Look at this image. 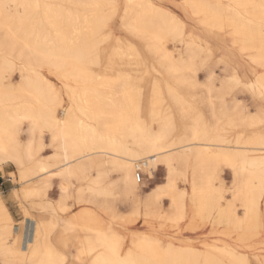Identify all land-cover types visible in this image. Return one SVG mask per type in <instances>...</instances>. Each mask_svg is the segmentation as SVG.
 I'll return each instance as SVG.
<instances>
[{"label":"bare ground","instance_id":"bare-ground-1","mask_svg":"<svg viewBox=\"0 0 264 264\" xmlns=\"http://www.w3.org/2000/svg\"><path fill=\"white\" fill-rule=\"evenodd\" d=\"M187 28L198 30L187 33ZM117 29L124 36L116 40L128 44L134 56L142 54L145 65L160 73L162 84L155 89L152 106L165 100L180 106L178 113L185 122L181 135L169 122L172 116L164 125L155 124L158 110L148 115L150 125L143 119L141 97L127 77L98 74L111 53L105 46L114 40ZM202 36L224 44L223 39L230 37L237 46H226L233 59L226 56L219 62L223 76L200 59L206 50L198 43ZM168 43L175 50L181 47L185 55L178 58ZM43 70L63 81L71 106L63 105ZM16 72L21 77L18 82H14ZM243 89L264 100V0H0V166L11 163L21 169V179L28 180L23 189L26 199L46 197L54 185L59 192L56 205L49 200L40 203V209L54 217L43 226L41 243L30 255L9 239L15 226L0 227V264H63L66 256L58 247L62 239L51 237L60 216L71 209L67 201L74 199L75 178L91 181L87 192L77 193L76 204L88 198L94 205L87 214L80 213L87 215L85 238L80 225H67L77 239L73 258L81 264L202 260L193 250L166 261L161 241L150 236L135 243L130 228L139 227L138 223L149 227L153 221L160 227L185 224L186 231L195 233L214 219L213 229L247 250L263 244L254 238L264 234V129L256 137L228 136L239 127L264 122V107L259 105L244 116ZM191 99L203 111L189 108ZM45 132L55 152L43 158ZM255 145L259 152L250 153ZM30 162L33 166L24 167ZM161 168L164 181L141 198L138 173L156 181ZM227 173L232 175L237 198L229 209L221 205L223 189H210L214 180L223 186ZM112 174L117 178L112 179ZM180 174L190 183L192 203L177 189ZM108 180L112 181L106 184ZM165 199L170 210L163 216ZM119 202L129 203L132 212L121 214ZM238 202L246 211L242 218L237 214ZM0 210L4 212L0 222H10L5 207ZM31 220L25 229L33 226ZM133 242L156 261L134 255ZM215 249L222 257L209 253L204 264H226L224 257L232 264H251L247 252Z\"/></svg>","mask_w":264,"mask_h":264},{"label":"rangeland","instance_id":"rangeland-1","mask_svg":"<svg viewBox=\"0 0 264 264\" xmlns=\"http://www.w3.org/2000/svg\"><path fill=\"white\" fill-rule=\"evenodd\" d=\"M227 4V2H225ZM165 6V5H164ZM196 25V24H195ZM197 26V25H196ZM198 28V27H197ZM196 28V30H198ZM194 28H187V33L194 31ZM124 36V33L119 29L116 30V34L114 35V40L107 46L110 50V55L103 60V65L97 69L98 74H116L123 75L127 77L128 82L131 84V88H134L135 93L141 97L140 102V110L142 113V117L146 122L150 125L152 119H149L148 115L153 110H158V117L154 120L157 125H164L166 122L167 116H172V119L169 121L170 124L175 125L176 134L181 135L183 133L185 122L181 116H179L180 106H176V104L170 102L169 100H165L160 105L153 107L152 99L154 98L156 92L155 89L157 86H160L162 83L160 73L156 71L157 69L149 64L147 66L146 58L142 56H134L132 52L128 48V44L123 43V41H117V37ZM226 41L223 42H214L210 38L206 36H202V38L198 41V43L206 49L200 55V59L203 58V61H206L208 67L210 69H215V71L223 76V65L219 63L221 60L226 61L225 57L228 56L229 59H233V57L229 54V51L226 50V46H233L232 39L230 37L224 38ZM136 40H134L135 42ZM138 43V42H135ZM167 46L170 50H174L175 54L178 58H181L185 55L183 49L178 47L176 50L172 43H168ZM237 47L236 45L233 46ZM236 55L240 56L237 53V50L234 51ZM210 56H209V54ZM246 57V55L244 54ZM206 58V59H205ZM210 59V60H209ZM239 61H243L241 58H236ZM235 59V60H236ZM228 61V60H227ZM218 62V63H216ZM215 64V65H214ZM217 64V65H216ZM111 66L112 68H110ZM44 78L53 82L52 90L58 93L59 98L63 100V105L67 108L69 105L71 106V101L68 98L65 87L63 86V81L53 74H51L47 70H43ZM222 73V74H221ZM13 77H15L14 82H18L20 80V75L18 73H14ZM203 80V75L201 77ZM247 79H245L246 81ZM180 93L187 94L186 90L183 88H179ZM238 91V89L236 90ZM164 92V91H163ZM242 99L244 100L243 105L245 107L244 116L248 115L249 112L254 111L256 105H259L260 108L264 107V100L262 98H258V96H254V92H247L243 89ZM259 99V100H258ZM258 102V103H257ZM227 103H230V99L227 98ZM189 108L203 111L202 106L194 101L193 99L189 102ZM59 115L63 118V114L61 113L62 108L58 107ZM24 128H27L24 125ZM264 129V122L257 123L254 126L247 127H239L234 132H232L228 136L236 137L238 134H242L243 137H256L260 135V132ZM23 140L25 139L24 133L21 135ZM44 142H45V151L42 152L41 156L48 157L55 152V149L51 145L50 136L47 132L44 133ZM25 143V142H24ZM228 145V144H224ZM259 146H251L250 153H258L256 149ZM25 149H23V152ZM254 151V152H253ZM33 162L26 163L24 167L33 166ZM20 168L15 165L9 163L4 166H0V207H5L7 214L10 216L11 220L1 221L0 227H8L10 225L15 226L16 231L13 233H9L8 237L15 244V248H20L27 255H30L31 252L40 245L41 238L43 235V226L53 221L54 214L49 211L41 210L40 205L48 200L56 205V201L59 198V192L57 185H54L53 191L49 195L45 197V195H41L40 197H32L26 199L24 197L23 189L26 187L27 179H21L20 177ZM95 172L92 170L91 175H94ZM117 174H112L111 178H117ZM156 181L149 180L142 173V185L143 191H141V198H145L148 192H150L157 183H162L165 178V172L163 168L157 170L156 173ZM112 180H108L106 184H109ZM177 189L181 191L182 198L188 200L192 203V200L195 199V196L190 193V183L186 181L185 176L180 174L177 178ZM91 184L89 179H77L75 178L71 183V198L68 199L67 205L71 207L70 211L62 214L60 216V221L56 226L53 234L52 240L55 241L57 237H61L62 243L58 245L59 250L64 253L66 259L63 264H81L77 262L73 258V254L75 251V246L77 245V239L75 233L72 230H69L68 223H74L81 226V235L83 238L87 236L86 227L88 225V220L86 218L87 215H80L81 212L87 214L89 208H93L94 205L90 203L89 199L81 204H76L77 193L80 191L87 192L88 187ZM210 189L212 191L218 192L220 189H223V200L221 205L229 209L231 204L237 200L236 198V189L233 183L231 173H228L225 176L224 185L222 186L218 180H214L211 184ZM186 192L190 194H185ZM74 196V197H73ZM264 200V199H263ZM41 203V204H40ZM120 204L121 214L128 215L132 212L129 207V203ZM232 204V206L234 205ZM242 203H237V214L240 218L244 217L245 209L242 208ZM76 206V207H75ZM262 208H264V203L262 204ZM164 215H168L169 213V200L165 199L163 203ZM1 215L4 214L3 210H0ZM5 212V213H6ZM15 215V218L12 215ZM63 216V217H62ZM32 219L31 221L34 223L33 226L29 229H25L26 221ZM214 219L204 223L203 229L197 231L195 233H190L186 231L185 224H182L180 228H171L169 224H165L164 227H160L157 221H153L151 226L142 227L141 223H138V226L131 227L130 230L134 231L132 233V237L134 242L139 238H143L146 236H150L153 239L160 240L162 245V251L165 254L164 259L166 261L170 260V258H182L186 253L193 252V250H197L202 255V260L198 261L197 264H204L206 255L209 253L215 254L217 257H222V254L219 250L215 248L228 249L231 251H239L240 253L247 252V255L250 257L251 264H264V243L261 245H257L256 247H252L250 250H247L241 244H238L237 241L229 239L220 233V229H213ZM29 222L27 223V225ZM189 239V240H188ZM257 240V241H256ZM264 242V234L254 238V242ZM133 242V243H134ZM130 246V250L134 255H137L138 258L144 259L148 262L156 261L151 255L149 251H140L136 244ZM206 243L215 244L214 249L208 248ZM224 262L226 264H232L224 257ZM172 264H178V261L172 262Z\"/></svg>","mask_w":264,"mask_h":264},{"label":"built area","instance_id":"built-area-1","mask_svg":"<svg viewBox=\"0 0 264 264\" xmlns=\"http://www.w3.org/2000/svg\"><path fill=\"white\" fill-rule=\"evenodd\" d=\"M137 178H138V180H140L142 178V174L138 173Z\"/></svg>","mask_w":264,"mask_h":264},{"label":"crops","instance_id":"crops-1","mask_svg":"<svg viewBox=\"0 0 264 264\" xmlns=\"http://www.w3.org/2000/svg\"><path fill=\"white\" fill-rule=\"evenodd\" d=\"M227 174H228V173H227ZM227 174H226V175H227ZM226 175H225V176H226ZM225 176H223V177H224V179H225ZM11 215H12V217H13V218H15V215H13V214H11Z\"/></svg>","mask_w":264,"mask_h":264}]
</instances>
